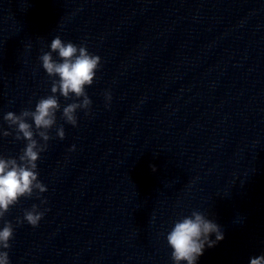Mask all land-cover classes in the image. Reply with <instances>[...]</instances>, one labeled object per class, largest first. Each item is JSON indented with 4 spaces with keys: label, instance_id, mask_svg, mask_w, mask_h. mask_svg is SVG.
Segmentation results:
<instances>
[{
    "label": "clouds",
    "instance_id": "1",
    "mask_svg": "<svg viewBox=\"0 0 264 264\" xmlns=\"http://www.w3.org/2000/svg\"><path fill=\"white\" fill-rule=\"evenodd\" d=\"M53 53L58 54V60L53 58ZM39 59L48 76L58 79L52 81V94L40 98L35 110L24 109L19 114L10 111L4 116L9 128L15 132V139L27 143L18 158L0 156V220H3L10 208L18 204L22 197L31 198L36 195L39 199L40 194L47 191V187L38 179L37 161L40 154L47 149V142L51 139L49 130L56 125V114L61 111L59 97L66 100L76 98L62 108V119L74 127L77 126V110H85L87 114L92 104L85 88L93 84L96 72L101 66V58L89 53L86 46L65 43L59 36L51 41L50 51L43 53ZM105 95L110 101V93ZM12 134V131L0 130V135L4 137ZM56 135L59 139H64L63 126L57 128ZM37 136L43 143L36 139ZM74 148L73 145L70 150ZM155 170L153 167V171ZM44 203L46 200H41V204ZM45 211L47 209L41 211L38 205L33 204L30 210L24 211L23 219L16 218V224L26 221L37 227ZM213 234L214 240L210 238ZM13 238L12 222L4 221L0 228V249H9V242ZM223 239L220 226L199 211H193L190 216L177 220L166 236L174 264H197L206 247H214ZM0 264H10L7 251H0ZM250 264H264V254L250 258Z\"/></svg>",
    "mask_w": 264,
    "mask_h": 264
}]
</instances>
